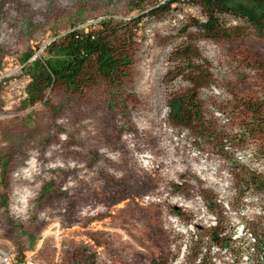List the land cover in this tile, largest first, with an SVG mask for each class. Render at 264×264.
<instances>
[{
  "label": "rangeland",
  "instance_id": "obj_1",
  "mask_svg": "<svg viewBox=\"0 0 264 264\" xmlns=\"http://www.w3.org/2000/svg\"><path fill=\"white\" fill-rule=\"evenodd\" d=\"M163 1L0 0V231L12 264H254L242 225L261 219L264 189L244 183L264 176V136L244 132V100L264 109L262 1L231 0L257 20L225 14L239 33L226 37L197 25L199 1L150 11ZM104 17L134 35L122 84L49 85L41 60L61 55L49 44ZM172 97L198 120L173 118ZM216 225L242 253L211 238Z\"/></svg>",
  "mask_w": 264,
  "mask_h": 264
},
{
  "label": "trees",
  "instance_id": "obj_2",
  "mask_svg": "<svg viewBox=\"0 0 264 264\" xmlns=\"http://www.w3.org/2000/svg\"><path fill=\"white\" fill-rule=\"evenodd\" d=\"M169 1L176 0H164L150 8V11L155 12L157 9L166 6ZM197 1L202 3L205 14L203 20L197 21V25L210 37H226L239 34L236 31L234 32L230 25L226 24L225 14L242 15L254 22L257 20V17L253 16L246 7L237 5L231 0ZM260 1L263 4V13L264 0ZM128 23L129 21L120 20V22H117L113 17H104L98 24L90 25L88 29L76 26L60 35L48 46L49 51L58 50L61 54L60 57L57 59L47 57L43 63L41 60V66L45 70L43 74L48 80V84L55 86L62 83L79 90H83L100 80L108 81L114 85H121L124 77L130 73L129 65L132 62V49L135 43L133 33L129 26H126ZM244 101L246 107L250 110L249 119L245 121L244 132L249 130L253 132L255 129L260 128L264 136V109L262 103ZM169 103L171 116L178 121L183 122L187 117L190 120L191 118L198 120L199 110L193 106L187 107L183 98L172 97ZM193 105L196 106L197 103ZM262 149L264 153V145ZM244 184L261 191L264 189V176L262 173L259 174L254 171L246 172ZM263 217L264 212L260 218L263 219ZM261 219H251L242 225L243 229L247 232L249 230L251 234L250 245H252L254 264H264V220ZM216 228L217 225L211 230L210 236L212 239L217 240V242L220 241L222 246L229 247L235 256L242 253L243 246L239 243L231 246L228 243L229 237L220 234V231ZM243 241L244 239L240 237L239 242L242 243ZM155 264H159V262L155 261Z\"/></svg>",
  "mask_w": 264,
  "mask_h": 264
},
{
  "label": "built area",
  "instance_id": "obj_3",
  "mask_svg": "<svg viewBox=\"0 0 264 264\" xmlns=\"http://www.w3.org/2000/svg\"><path fill=\"white\" fill-rule=\"evenodd\" d=\"M14 259L11 242L2 236L0 231V264H12Z\"/></svg>",
  "mask_w": 264,
  "mask_h": 264
}]
</instances>
